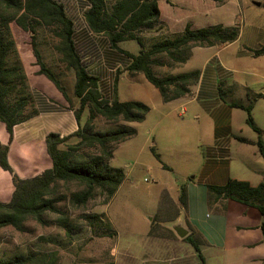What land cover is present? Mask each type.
Listing matches in <instances>:
<instances>
[{
	"label": "trees",
	"instance_id": "1",
	"mask_svg": "<svg viewBox=\"0 0 264 264\" xmlns=\"http://www.w3.org/2000/svg\"><path fill=\"white\" fill-rule=\"evenodd\" d=\"M91 4L86 12V19L97 34L106 35L113 47L125 41H136L142 50L139 54H130L133 63L128 71L142 73L160 92L165 102H170L188 95L198 82L201 72L194 70L188 73L158 76L155 67L183 65L189 61L196 47H213L231 44L240 36V26L215 25L193 29L188 24L185 30L174 38L167 35L158 36L155 42L147 47L142 37L144 32L160 30V0H88ZM219 1V0H215ZM13 26L30 34L31 45L39 67V74L51 80L65 96L70 108L75 111L79 130L68 137L51 133L47 137L48 152L53 160V168L42 175L29 180L21 179L9 162V145H0V167L13 176L15 193L12 202H0V232L3 228L14 227L22 231L29 218L44 223L46 212L59 213L58 202L69 198L76 207H84L101 191L110 201L125 179L122 169L109 165L119 144L132 139L137 130L126 123H143L150 107L140 101L122 102L115 98L112 102L105 100L98 88V79L88 74L83 66L73 40V22L68 17L63 4L55 0H0V121L3 122L13 139L14 128L28 121L37 114L34 105L29 79L21 60L13 34ZM41 45H51L59 55L58 65L73 71L76 77L74 96L78 100L76 107L70 99L60 74L45 62ZM255 57L264 56V46L253 50ZM165 56L169 63L160 57ZM251 98V96L249 95ZM261 94L251 99L247 106L234 104V107L247 112L248 125L259 134L257 145L264 158L263 130L256 124L252 111ZM89 111L88 121L84 124L83 115ZM104 118L107 122L118 124L115 129L100 131L95 120ZM77 139L76 143H70ZM243 142H248L243 140ZM84 150L90 152L82 153ZM153 153L162 162L160 155L152 148ZM165 167V166H164ZM74 182L83 190L66 195H57L61 183ZM225 200H236L247 205L258 207L263 214L262 230L264 232V181L257 187L249 182L229 180L224 186L208 187V204ZM189 193L186 185L181 187L179 205L175 204L167 190L160 200V210L153 218L150 236L176 239L170 232L158 235L155 231L164 223L175 222L182 210L187 211ZM175 212L170 216L171 212ZM89 224L95 229L103 230L99 235L114 237L116 233L105 214L87 216ZM66 227L65 221H61ZM189 234L183 240L196 251L201 264H207L203 247L208 245L203 235L187 224ZM69 228V227H68ZM69 231V230H68ZM47 257H44L46 259ZM43 261L42 257L16 255L11 259L0 257V264H30Z\"/></svg>",
	"mask_w": 264,
	"mask_h": 264
},
{
	"label": "crops",
	"instance_id": "2",
	"mask_svg": "<svg viewBox=\"0 0 264 264\" xmlns=\"http://www.w3.org/2000/svg\"><path fill=\"white\" fill-rule=\"evenodd\" d=\"M55 1L64 5L68 17L73 22L75 48L88 74L98 79V88L105 100L112 102L118 98L122 101L119 97L122 84H127L128 89H134L135 92L142 87L148 88L145 85L144 74L128 71L133 63L130 54H139L142 50L141 46L126 49L122 48L121 42L119 48H115L106 35L93 32L86 19V12L91 7L88 0ZM199 2L207 4V8L195 9L196 13L192 16L185 14L188 6ZM225 2V0H160L162 29L149 32L158 37L169 35V33H181L188 24L196 29L198 17L203 18L207 15V10L213 8V4L220 6ZM235 2L244 19L256 15L246 0H235ZM258 3L263 5L264 0ZM256 7L260 6L256 5ZM244 22L246 25V20ZM221 25L234 26V24L223 23ZM178 26L180 28L176 30ZM251 28L254 29L252 37L264 36V28L257 21L251 23ZM13 34L27 72L37 114L15 126L12 140L6 125L0 121V145H9L10 165L21 179L29 180L53 168V160L47 147V137L51 133H57L61 137L71 136L79 130L80 125L75 111L70 108L65 96L51 80L39 74L30 34L14 26ZM243 36L244 31L241 30L239 39L234 43L193 49L189 60L210 55L203 68L195 69L201 72V76L188 95L170 102H165L161 94L160 97L155 95V102L152 105L137 98L128 100L140 101L148 105L150 107L148 115L160 109L162 117L150 131V135H153V143L159 151L157 153L161 157L165 170L169 172L176 170L164 159V150L169 147L168 139L175 133L174 126H177L169 120L173 112L171 106L181 102L182 110L189 116L188 119L181 121L180 127L182 133H188L194 144V150L198 153L193 156L188 155L185 160L199 159L196 163L197 169L191 172L193 174L181 175L182 180H176L179 189L177 196L173 197L168 188L164 190H167L173 202L179 205L181 187L187 186L188 210H182L175 222L182 225L188 232L187 224L189 223L207 240L208 245L203 247L207 264H264L261 210L236 200L218 201L211 208L208 204L209 186H224L233 179L246 181L253 187H257L264 181V158L257 145L259 134L248 125L247 112L233 106L234 104L247 106L251 103V99L259 94L254 93L250 84L241 80L240 75L244 72L231 70L222 57V53L239 44ZM260 47L250 48L241 45L233 51L232 62L236 63L246 56L255 57L249 49L256 50ZM40 50L45 62L56 69L64 81L67 76L73 77V83L63 84L75 104L76 98L72 94L76 84L74 72L66 70L63 65H58L59 55L51 45L44 43L41 45L40 42ZM260 94L262 97L258 99L264 98V94ZM161 125L162 127L157 131L156 129ZM259 127L263 130L264 140V127ZM242 139L248 142H243ZM254 161L256 163L252 164ZM15 189L11 173L0 167V202L6 204L12 202Z\"/></svg>",
	"mask_w": 264,
	"mask_h": 264
},
{
	"label": "rangeland",
	"instance_id": "3",
	"mask_svg": "<svg viewBox=\"0 0 264 264\" xmlns=\"http://www.w3.org/2000/svg\"><path fill=\"white\" fill-rule=\"evenodd\" d=\"M225 1V4L220 6L213 4V8L207 10V15L203 18L198 17L195 24L196 29L222 23L239 25L240 30L244 31V36L239 44L222 53L223 60L231 70L244 72L240 75L241 80L250 84L254 93L264 94V56L259 58L246 56L236 63L232 62L233 51L241 45L250 48L264 46V36L252 37L254 29L251 28L253 21H257L264 28V4L256 7L255 3L261 0H246L256 15L244 19L235 0ZM163 7L165 8V2ZM188 7L185 14L192 16L196 13L195 9L207 8V4L199 2ZM244 20H246V25ZM178 28L180 27H176V30ZM167 36L174 38L176 34L169 33ZM142 37L147 47L158 38L149 31L144 32ZM137 43L136 41H125L121 43V46L126 49H135L140 46ZM209 55L200 59L196 57L183 66L164 65L156 66L154 69L161 77L188 73L197 68H203ZM160 59L165 63L170 62L165 56ZM56 72L58 73L57 70ZM60 78L64 81L63 77ZM63 83L70 85L73 83V77L67 76ZM145 85L148 88L142 87L135 92L134 89H128L127 84H122L119 90L120 99L128 101L137 98L148 105L154 104L155 95L160 97V92L146 78ZM181 104V102H176L171 106L173 112L169 120L177 126H174L175 133L168 139L169 147L164 150V159L176 169V173L165 170L163 162L159 161L152 151V148L157 149V146L153 143V135H150V131L162 117L160 109L147 115L144 123H126L134 127L138 133L132 139L119 144L114 157L109 162L112 168L122 169L125 173V179L114 197L108 201L107 196L99 190L96 197L84 207L74 206L67 198L58 202L59 213L46 212L44 214V223L29 218L22 231L11 226L3 228L0 232V257L11 259L16 255H32L43 258L41 263L30 264H201L195 249L175 231V227L179 225L176 222L164 223L155 231L160 236L173 232L177 236L176 239L149 235L153 226V218L160 210V200L164 189L168 188L173 197L177 196L179 189L176 180H182L181 175L193 174L191 172L197 169L196 163L199 159L185 160L188 155L193 156L198 153L194 150V144L188 133H182L181 121L188 119L189 116L182 110ZM75 106H79L77 99ZM252 114L256 123L264 127V98L258 99ZM88 118L89 111L87 110L83 115L84 124ZM121 124L124 122L114 124L102 117L95 120L96 128L100 131L115 129ZM161 127L162 125L156 130L159 131ZM77 141L73 139L71 143ZM85 152L90 151L84 150L82 153ZM156 152L159 153L157 150ZM56 190L57 195L68 197L71 192L81 191L83 187L70 182L61 183ZM94 214H105L116 236L99 235L103 230L99 227L95 229L87 220V216ZM174 214L173 211L170 216ZM61 221H65L69 228ZM44 257L47 258L44 259Z\"/></svg>",
	"mask_w": 264,
	"mask_h": 264
},
{
	"label": "water",
	"instance_id": "4",
	"mask_svg": "<svg viewBox=\"0 0 264 264\" xmlns=\"http://www.w3.org/2000/svg\"><path fill=\"white\" fill-rule=\"evenodd\" d=\"M257 6H261L260 3H256ZM175 231L177 232V234L181 237V238H185L189 232L188 230H186L184 227H182L181 225H178L175 227Z\"/></svg>",
	"mask_w": 264,
	"mask_h": 264
}]
</instances>
